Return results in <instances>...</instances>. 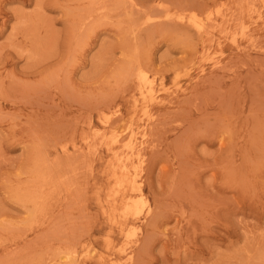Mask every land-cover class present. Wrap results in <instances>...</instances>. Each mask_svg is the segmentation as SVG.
<instances>
[{
    "label": "rangeland",
    "instance_id": "374dc122",
    "mask_svg": "<svg viewBox=\"0 0 264 264\" xmlns=\"http://www.w3.org/2000/svg\"><path fill=\"white\" fill-rule=\"evenodd\" d=\"M72 262L264 264V0H0V264Z\"/></svg>",
    "mask_w": 264,
    "mask_h": 264
},
{
    "label": "bare ground",
    "instance_id": "6f19581e",
    "mask_svg": "<svg viewBox=\"0 0 264 264\" xmlns=\"http://www.w3.org/2000/svg\"><path fill=\"white\" fill-rule=\"evenodd\" d=\"M125 1V0H124ZM130 1V0H129ZM134 1V0H133ZM137 1V0H136ZM161 1V0H160ZM141 2V1H140ZM240 2H241V0H240ZM244 2V1H243ZM248 2V1H247ZM250 3H252V2H250ZM148 4V3H147ZM248 4V3H247ZM121 5V4H120ZM174 5V4H173ZM249 5H251V4H249ZM142 6H144V5H142ZM217 6V5H216ZM221 7V6H220ZM143 8V7H142ZM169 8V7H168ZM140 9V8H139ZM157 9V8H156ZM159 9V8H158ZM221 9V8H220ZM242 9V8H241ZM248 9H249V7H248ZM138 10V9H137ZM147 10V9H146ZM229 10V9H228ZM227 10V8H226V11H228ZM243 10V9H242ZM261 10V9H260ZM259 10V11H260ZM152 11H154V10H152ZM161 11V10H160ZM216 11V10H215ZM248 11V10H247ZM133 12V11H132ZM135 12V11H134ZM146 12V11H145ZM149 12H150V10H149ZM168 11H166V13H167ZM209 12H210V10H209ZM169 13V12H168ZM208 13V12H207ZM249 13H250V11H249ZM139 14V13H138ZM138 14H136V16L138 15ZM145 14V13H144ZM172 14H175V13H172ZM183 14H185L184 12H183ZM191 14V13H190ZM194 14V13H193ZM133 15V14H132ZM165 15H167V14H165ZM164 15V16H165ZM211 15H212V12H211ZM139 16V15H138ZM137 16V17H138ZM239 16V15H238ZM97 17V16H96ZM140 17V16H139ZM143 17V16H142ZM180 17V16H179ZM188 17H190V15L188 16ZM194 17V16H193ZM201 17V16H200ZM146 18H148V17H146ZM153 18V17H152ZM173 18V17H172ZM176 18V17H175ZM178 18V17H177ZM176 18V19H177ZM183 18V17H182ZM199 18V17H198ZM198 18H196V19H198ZM97 19V18H96ZM95 19V20H96ZM136 19H138V18H136L135 17V21H136ZM171 19V18H170ZM170 19H167V20H170ZM201 19V18H200ZM242 19V18H241ZM93 20V19H92ZM151 20V19H150ZM158 20V19H157ZM182 20V19H181ZM195 19H192V17L191 18H189V20L187 19V23L196 31V32H198V33H200L201 31H202V29L204 30V28L202 27V25L201 24H199V23H197V22H195L194 21ZM202 20V19H201ZM201 20H199V22L201 21ZM236 20H238V19H236ZM243 20V19H242ZM171 21V20H170ZM178 21H179V19H178ZM213 21V20H212ZM146 22H147V20H146ZM149 22H151V21H149ZM211 22V21H210ZM227 22V21H226ZM235 22V21H234ZM243 22V21H242ZM90 23H92V22H90ZM96 23V22H95ZM148 23V22H147ZM201 23H203V22H201ZM136 24V23H135ZM173 24V23H172ZM243 24V23H242ZM132 25H134V23L132 22ZM151 25V24H150ZM208 25V24H207ZM218 25H220V24H218ZM91 26V25H90ZM224 26V25H223ZM222 26V27H223ZM150 27V26H149ZM205 27H206V25H205ZM211 26H209L208 28H210ZM215 27V26H214ZM229 27V26H228ZM243 27H245V26H243ZM247 27V26H246ZM89 28V27H88ZM234 28H235V26H234ZM212 29V28H211ZM214 29V28H213ZM233 29V28H232ZM238 29V28H237ZM244 29V28H243ZM245 29H247V28H245ZM91 30V29H90ZM93 30V29H92ZM215 30V29H214ZM236 30V29H235ZM248 30V29H247ZM150 31V30H149ZM155 31V30H154ZM207 31L208 30H206V33H207ZM213 31V30H212ZM201 33H203V32H201ZM209 33V32H208ZM231 33V32H230ZM232 33H234V29H233V32ZM208 35V34H207ZM248 37V36H247ZM89 38V37H88ZM90 39V38H89ZM149 40V39H148ZM240 41V40H239ZM203 42V41H202ZM252 42V41H251ZM233 43V42H232ZM235 44V43H234ZM252 45V44H251ZM252 48V47H251ZM135 56V55H134ZM70 58V57H69ZM137 59H138V57H137ZM219 63V62H218ZM217 64V63H216ZM215 67H217V66H215ZM214 67V68H215ZM144 71V70H143ZM146 73V72H145ZM139 81H140V84L142 85V84H146L147 83V80H146V78H145V76H143V75H140L139 77ZM155 79V78H154ZM196 83V82H195ZM153 84V83H152ZM148 85V84H147ZM150 86V85H149ZM138 88V87H137ZM169 89V88H168ZM149 90V89H148ZM175 90H177V89H175ZM150 91V90H149ZM163 91H165V89L163 90ZM168 90H166V92H167ZM172 91V90H171ZM140 94H142V93H144L143 92V89H142V86H140ZM152 92V91H151ZM132 94H133V92H132ZM131 94V95H132ZM154 94V93H153ZM192 94V93H191ZM145 97V96H144ZM145 99V98H144ZM153 99V98H152ZM165 102V101H164ZM183 102V101H182ZM145 104V103H144ZM145 110V109H144ZM174 110V109H173ZM172 110V111H173ZM120 114V113H119ZM145 114V113H144ZM150 115V114H149ZM156 116V115H155ZM104 117V116H103ZM143 117V116H142ZM158 117H160V116H158ZM142 119V118H141ZM157 119V118H156ZM100 120V119H99ZM98 120V121H99ZM109 121V120H108ZM90 125V124H89ZM128 125V124H127ZM163 126V125H162ZM130 128V127H129ZM149 129H150V127H149ZM140 130V129H139ZM138 130V131H139ZM125 131H126V129H125ZM137 133V132H136ZM142 133V141L140 142V143H138L139 144V146H142V145H145L144 144V138H145V135H146V132H145V128H143V131L141 132ZM120 134V133H119ZM130 134H131V131H130ZM134 134V133H133ZM98 135H99V133H98ZM136 135V134H135ZM112 136H113V134H112ZM133 136V135H132ZM94 137V136H93ZM129 137V136H128ZM135 137V136H134ZM96 139V138H95ZM107 139V138H106ZM128 139V138H127ZM129 139H130V137H129ZM111 140H113V139H111ZM115 141H116V139H115ZM112 142V141H111ZM114 143H117V141L116 142H114ZM147 144V143H146ZM90 145V144H89ZM127 146H128V144H127ZM124 147V146H123ZM138 147V146H137ZM134 149V145L131 147V149L130 150H133ZM127 150V149H126ZM136 151V153H135V156H136V154H137V156L138 155H140V157H142L141 156V151H140V148L139 149H137V150H135ZM122 152V151H121ZM131 153V152H130ZM122 156V155H121ZM130 156V155H129ZM124 157V156H123ZM124 159V158H123ZM141 159V158H140ZM119 161V160H118ZM127 161V160H126ZM120 163V162H119ZM122 167V166H121ZM120 168V167H119ZM131 168V167H130ZM125 169V168H124ZM123 169V170H124ZM119 170H122V168H120ZM128 172V171H127ZM121 173V172H120ZM125 174V173H124ZM126 177V176H125ZM130 180V179H129ZM133 182H134V180H133ZM123 183H124V181H123ZM120 184H121V182H120ZM128 184V183H127ZM134 184V183H133ZM117 185V184H116ZM115 185V186H116ZM119 187H121V186H119ZM132 189H134V188H132ZM131 189V190H132ZM116 194H118V193H116ZM123 197V196H122ZM132 199V198H131ZM136 199V198H135ZM132 200H134V199H132ZM142 200V199H141ZM121 201V200H120ZM130 200H128V198L126 199L125 198V203L123 202H120V203H122V205H125L126 203H128ZM136 201H137V199H136ZM105 202V201H104ZM143 202V201H142ZM133 203V202H132ZM131 203V204H132ZM144 203V202H143ZM143 203H140V204H142L143 205ZM130 204V205H131ZM135 204H136V202H135ZM138 204V203H137ZM130 205H125V209H124V212H123V214H127L129 211H131L132 209H131V207H130ZM34 206V205H33ZM144 206V205H143ZM34 207H36V206H34ZM137 207V206H136ZM37 208V207H36ZM35 208V209H36ZM135 208V207H134ZM34 210V209H33ZM140 210V209H139ZM138 210V212H140V211H142V210H140L139 211ZM34 212V211H33ZM132 212H134V211H132ZM134 215H136L135 214V212H134ZM138 215H140L139 213H138ZM132 217H133V215H132ZM136 228V227H135ZM134 229V228H133ZM132 233H133V231H132ZM131 233V234H132ZM135 233H136V231H135ZM128 235H129V233H127ZM134 234V233H133ZM132 234V235H133ZM134 238V237H133ZM73 251V250H72ZM71 251V252H72ZM125 252V251H124ZM64 253V252H63ZM70 253V252H69ZM73 254V253H72ZM91 254H92V252H91ZM63 258V257H62ZM62 258H61V260H62ZM69 258V257H68ZM71 258V257H70ZM73 258V257H72ZM64 259V258H63ZM74 260V259H73ZM115 262V261H114ZM73 263V262H72ZM74 264V263H73ZM114 264V263H113ZM116 264V263H115Z\"/></svg>",
    "mask_w": 264,
    "mask_h": 264
}]
</instances>
